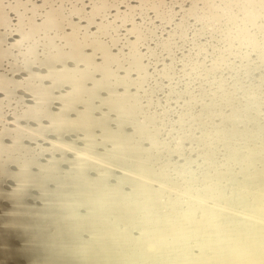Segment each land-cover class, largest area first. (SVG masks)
<instances>
[{"label":"bare ground","instance_id":"6f19581e","mask_svg":"<svg viewBox=\"0 0 264 264\" xmlns=\"http://www.w3.org/2000/svg\"><path fill=\"white\" fill-rule=\"evenodd\" d=\"M0 264H264V0H0Z\"/></svg>","mask_w":264,"mask_h":264},{"label":"snow or ice","instance_id":"6c2138e0","mask_svg":"<svg viewBox=\"0 0 264 264\" xmlns=\"http://www.w3.org/2000/svg\"><path fill=\"white\" fill-rule=\"evenodd\" d=\"M73 14H75V15H81L82 18L87 21L88 26L82 28V29H86V31H83V33H82L84 36H88V35L97 36L98 35L97 33L92 32L90 30L91 29V26L95 23V19H94L95 15H96L95 13L93 14V18H92L91 22H89V17L86 16V15H84V13H73ZM115 15H116V20H112L111 17L110 16H107V15L104 17V19H106L108 21V23L107 24H104L103 22H101V25L100 26H101V28L103 30H107L109 28H112V26L113 25H116L119 21H123V23H120L119 24V27H123L125 29H127L131 25H134L135 22H136L135 19L129 20L127 18V16H121L117 12L115 13ZM113 30H118V29H113ZM79 35H81V34L80 33H74V32H72L70 34V36H79Z\"/></svg>","mask_w":264,"mask_h":264}]
</instances>
